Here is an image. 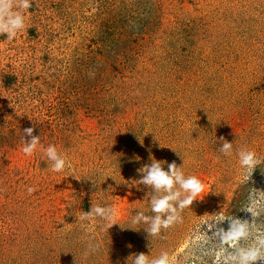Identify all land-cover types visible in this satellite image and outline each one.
<instances>
[{
	"label": "rangeland",
	"instance_id": "obj_1",
	"mask_svg": "<svg viewBox=\"0 0 264 264\" xmlns=\"http://www.w3.org/2000/svg\"><path fill=\"white\" fill-rule=\"evenodd\" d=\"M24 15L13 39L0 34V264H131L162 251L217 264L228 218L264 227V212L244 209L264 197V0H32ZM27 127L64 170L39 147L22 151ZM245 146L260 159L252 174ZM152 158L203 186L158 236L130 223L152 214L153 189L138 183ZM97 204L120 224L79 219Z\"/></svg>",
	"mask_w": 264,
	"mask_h": 264
},
{
	"label": "clouds",
	"instance_id": "obj_2",
	"mask_svg": "<svg viewBox=\"0 0 264 264\" xmlns=\"http://www.w3.org/2000/svg\"><path fill=\"white\" fill-rule=\"evenodd\" d=\"M32 7V0H0V34H7L8 39H13L16 33L25 27L24 10ZM24 132V145L22 151L26 155L33 154L38 147L42 149L48 161L51 162V170L60 172L66 168L68 161L65 156L58 152L54 144L44 147L40 142V136H33V128L27 127ZM31 137L26 140L25 136ZM223 140V137L220 138ZM225 155L233 151L232 142L223 141L219 149ZM239 164L245 170V174L257 167L260 163L259 157L246 146L241 147L238 152ZM167 163V162H163ZM143 173L139 184L151 186L153 194L150 199L151 215L145 214L144 209H139L132 215L131 224H145L151 236L160 235L162 229H167L181 219L180 213L189 207L195 199L200 197L203 186L200 179L195 175L186 176L180 166L175 162L167 163V169L161 161L152 158L150 165L139 169ZM34 191L28 188V192ZM252 217L255 218L259 212H264V197L258 201L254 200L251 206L245 207ZM99 218L104 227L109 229L116 220V209L110 205L97 204L90 211L80 216L81 221ZM225 219V218H224ZM223 219V220H224ZM230 219V227L227 230L219 228L216 233L224 245L219 253L217 264H257L264 262V227H257L251 221L239 218ZM120 224V223H119ZM89 248L95 250L96 245L90 243ZM131 264H175L167 251L152 257L140 253L131 257Z\"/></svg>",
	"mask_w": 264,
	"mask_h": 264
}]
</instances>
